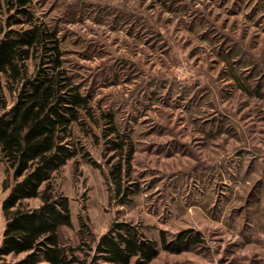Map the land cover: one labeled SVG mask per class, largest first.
Returning <instances> with one entry per match:
<instances>
[{
	"label": "rangeland",
	"instance_id": "374dc122",
	"mask_svg": "<svg viewBox=\"0 0 264 264\" xmlns=\"http://www.w3.org/2000/svg\"><path fill=\"white\" fill-rule=\"evenodd\" d=\"M29 6L58 30L65 66L94 112L83 129L74 127L82 152L51 176V192L68 197L72 211L60 242L91 260L96 253L86 244L125 221L158 243L147 264H264V0ZM13 12L0 0V39ZM35 63L28 61L29 72ZM2 84L10 104L15 94ZM112 126L133 148L126 195L109 180L119 158L109 146L121 141L108 134ZM0 181L14 182L1 157ZM8 192L0 191V246ZM185 230L201 242L181 252L162 248V234L172 242Z\"/></svg>",
	"mask_w": 264,
	"mask_h": 264
},
{
	"label": "trees",
	"instance_id": "16d2710c",
	"mask_svg": "<svg viewBox=\"0 0 264 264\" xmlns=\"http://www.w3.org/2000/svg\"><path fill=\"white\" fill-rule=\"evenodd\" d=\"M7 28L0 39V157L13 177V184L0 181V191L9 190L2 202L6 219L0 246V264H147L156 258L160 248L140 228L125 221L114 222L98 240L86 244L96 255L81 260L74 248L59 239L62 227H72L69 198L55 196L50 189L52 173L61 169L83 150L74 137V127L83 129L94 116L91 98L65 66L64 51L58 30L35 17L30 0H5ZM36 61L29 72L28 61ZM5 84L14 92L8 104ZM109 123L113 115L106 114ZM112 126L110 150L119 158L111 164L109 180L117 195L128 193L123 186L125 165L133 148L130 140ZM110 160L108 163H111ZM125 192H124V191ZM40 198L35 207L24 202ZM125 202V198L122 200ZM162 248L181 252L199 244L198 233L185 230L175 241L161 235ZM95 244L93 247L92 244ZM80 247V246H79ZM81 248V247H80ZM23 255L10 262L5 257Z\"/></svg>",
	"mask_w": 264,
	"mask_h": 264
}]
</instances>
